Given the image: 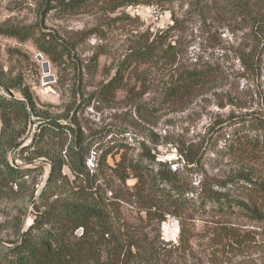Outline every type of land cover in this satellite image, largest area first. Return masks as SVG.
<instances>
[{"label": "rangeland", "instance_id": "374dc122", "mask_svg": "<svg viewBox=\"0 0 264 264\" xmlns=\"http://www.w3.org/2000/svg\"><path fill=\"white\" fill-rule=\"evenodd\" d=\"M209 2L176 0L173 11L180 22L179 28L168 39L176 48V62L136 69L135 76L131 77V92L123 91L114 101L101 102L92 96L96 87L115 74L127 50L141 35L156 34L172 26L171 11L156 6L129 8L126 20L105 28L100 35L90 33L100 23L97 18L100 14L94 11L67 15L53 10L44 16L45 0H0L1 31L38 25L44 32L67 39L71 43L68 47L74 49L65 71L64 66L55 67L33 40L20 42L0 34V75L4 73L9 79L21 80L40 109L58 116L75 100L74 86L81 84L73 68L81 69L83 85L87 87L81 95L88 102L71 111V117L76 118L75 131L84 140L89 156L87 167L97 176V184L106 189L102 198L111 204L109 207L116 210L118 217L135 230L144 231L160 247L159 264H264V197L225 190L231 198L259 207L262 211L259 219L239 213L229 215L209 206L203 208L199 198L202 185L208 187L220 182L237 170L251 171L255 179L264 181V149L259 151L258 160L252 152L244 153L232 145L236 135L232 132L233 123L237 118L251 113L264 115V0L259 4L261 28L239 14H229L226 20L210 13L198 14L197 4L210 6ZM39 55L42 60H38ZM44 61L49 63V73L44 72ZM198 61L213 68L203 85L179 99L166 98L165 91L175 81L182 65L187 68ZM88 70L94 75L90 76ZM137 75L141 76L137 78ZM142 77L143 83L138 81ZM11 94L21 97L18 90H12ZM77 100L80 102V97ZM36 126L37 123L32 125L31 133ZM61 143L59 139L53 140L14 156L13 162L17 165L28 163L27 167L32 169L25 178L28 193L34 188L38 197L49 180L50 164L45 158H37L36 153H52V147L58 148ZM65 143L66 149L71 137ZM105 150L111 154L104 161L101 155ZM148 153L152 159L147 158ZM184 154L196 155V162L190 168L186 167ZM124 156L146 167L143 171L150 180L158 164L166 163L176 171L177 182L191 191L179 207H171L170 202L166 210L160 211L165 219L160 225L158 220L148 219L145 211H141L143 203L134 196L138 180L130 178L123 183L113 171L115 161ZM27 159L33 160L30 163ZM63 171L73 179L66 167ZM157 185L151 180L150 195L162 198L166 186ZM0 208L23 214L26 223H31V205L26 201L6 200L0 203ZM8 218L0 212V225L4 224L0 226V239L3 240L12 237V230L5 226ZM225 226H235L245 232L243 243L223 236L221 229ZM132 262L139 264V261Z\"/></svg>", "mask_w": 264, "mask_h": 264}, {"label": "trees", "instance_id": "16d2710c", "mask_svg": "<svg viewBox=\"0 0 264 264\" xmlns=\"http://www.w3.org/2000/svg\"><path fill=\"white\" fill-rule=\"evenodd\" d=\"M175 1L45 0L44 16L53 10L67 15L94 11L95 14H100L97 17L100 23L96 25L95 31L91 29L90 33L101 35L105 28H112L117 22L126 20L128 18L126 10L129 8L156 6L161 10L171 11L172 26L156 34L141 35L127 50L115 74L107 82H102L96 87L92 96L101 102H111L120 92H131V77L135 76L136 69L176 62V48L168 42L180 23L173 11ZM261 1L211 0L210 6L197 4L198 14L210 13L222 20H226L229 14H239L245 19L247 17V20L251 19L253 26L261 28L263 20H258L262 15L259 6ZM0 34L20 42L31 39L55 67L64 66L65 71L68 68L67 61L71 60L74 49H70L68 46L71 43L57 33L44 32L38 25H26L11 27L6 31L0 30ZM185 67L186 65H182V70L175 76V81L166 89V98L173 100L185 94L190 95V90L200 88L205 78L213 72V68L206 62L198 61L194 66ZM130 70L132 74L129 77ZM88 72L90 76L94 75L90 70ZM73 73L80 79L81 86H74L75 100L67 106L68 109L63 115L58 116L40 109L31 91L21 80L9 79V75L4 73L0 75V203L6 200L26 201L31 205L32 217L28 225L23 214L16 212L13 214L11 209L0 208V212L9 217L5 226L12 230L11 239L10 237L6 240L0 239V264H133L132 260L139 261V264H159L160 247L150 240L144 231L135 230L118 217L116 210L109 207L111 204L102 198L106 189L97 184V176L87 167L89 156L84 140L75 131L76 118L71 117V111L78 110L80 105L88 102L81 95L87 87L83 85L84 73H81V69L74 67ZM137 76L139 78L141 75ZM142 76L144 77L143 73ZM143 77L138 81L143 83L145 80ZM59 82L63 85L60 79ZM12 90H18L21 97L12 95ZM78 97L80 102H77ZM62 120L68 122L63 123ZM234 122L235 128L232 132L236 135L232 145L242 149L244 153L252 152V156L259 160V151L264 149V115L251 113L237 118ZM34 123H37V126L31 133ZM70 137L71 143L65 149V142ZM57 139L63 143L58 148L52 147V153L51 151L36 153L37 158H45L50 164L47 185L36 197L35 189L28 193L26 186L25 178L31 174L32 169L27 167L28 163L17 165L13 162L14 156L19 153L25 154L32 147L49 144L50 141ZM27 141L30 143L25 145ZM104 152L101 157L105 161L111 153L108 150ZM149 154L147 158L152 159ZM184 158L187 168L196 162L194 154H184ZM27 160L31 163L33 159ZM158 166L157 172L151 175V180L158 184L157 187L160 184L166 186L162 198L150 195L151 180L143 171L146 167L139 162L128 161L124 156L120 161H115L113 171L119 175L123 183L130 178L138 180L134 186L136 192L134 196L143 203L141 211H145L148 219L158 220L160 225L165 221L160 211L166 210V205L170 202L171 207H179L182 199L191 191L177 182L176 171L170 166L166 163H159ZM163 166L166 168L162 169ZM65 167L73 179L70 180L68 174L63 171ZM262 180L255 179L251 171L237 170L220 182L210 184L208 187L202 185L199 194L200 205L203 208L209 206L213 210H221L229 215L239 213L246 218H262L259 207L225 194V190L233 189L239 190L238 193H254L264 197ZM221 232L223 236L238 244H242L246 239V233L235 226H225Z\"/></svg>", "mask_w": 264, "mask_h": 264}, {"label": "water", "instance_id": "95a60500", "mask_svg": "<svg viewBox=\"0 0 264 264\" xmlns=\"http://www.w3.org/2000/svg\"><path fill=\"white\" fill-rule=\"evenodd\" d=\"M43 57L42 56H38V60H42ZM43 69H44V72L45 73H49L50 72V66H49V63L48 62H43Z\"/></svg>", "mask_w": 264, "mask_h": 264}]
</instances>
